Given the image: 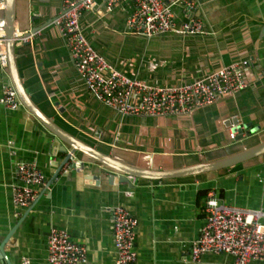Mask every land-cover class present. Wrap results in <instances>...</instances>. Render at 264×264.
Instances as JSON below:
<instances>
[{"label":"crops","instance_id":"0c3cea01","mask_svg":"<svg viewBox=\"0 0 264 264\" xmlns=\"http://www.w3.org/2000/svg\"><path fill=\"white\" fill-rule=\"evenodd\" d=\"M167 1L178 24L188 20L187 4L196 5L194 17L210 34H136L128 28L135 9L129 0L112 11L101 4L85 12L80 23L95 50L130 78L178 86L248 61L247 89L186 114L122 116L89 94L52 25L63 0H17L16 27L22 32L41 29L16 49L19 74L37 107L65 132L102 152L170 175L163 181L129 177L130 183H122L118 174L80 155L70 163L75 168L69 164L59 171L68 147L24 106L12 110L0 104V243L16 228L5 247L9 264H22L25 258L49 264L48 237L54 229L86 247L85 264H116L112 210L117 207L139 221L134 264L235 262L233 256L208 253L193 263L189 248L205 226L212 192L226 205L264 212V156L219 171L179 172L264 141V0ZM8 77L0 68V98ZM232 121L253 124L259 131L236 142L230 138ZM18 160L36 163L46 177L35 203L20 215L12 190ZM0 264L8 263L0 256Z\"/></svg>","mask_w":264,"mask_h":264},{"label":"built area","instance_id":"2783aa9c","mask_svg":"<svg viewBox=\"0 0 264 264\" xmlns=\"http://www.w3.org/2000/svg\"><path fill=\"white\" fill-rule=\"evenodd\" d=\"M134 12L128 28L136 34L151 38L166 33L179 35H204L210 33L204 23L194 17L196 5L187 4L188 20L178 24L172 5L167 0H129ZM122 0H63L60 14L52 25L60 32L70 52L71 59L91 96L122 116H171L194 112L212 105L224 96L235 95L249 87L244 61L215 71L190 84L160 87L146 81L130 78L116 70L100 55L86 38L81 18L96 5L112 11ZM0 9L4 6L0 4ZM5 22L0 20V68L9 76L8 50ZM156 68V65L152 66ZM0 104L8 109L22 107L18 92L8 77ZM258 126L242 128L243 137H253ZM237 132H231L235 140ZM13 203L20 215L36 201L39 189L46 185V177L36 163L18 160L14 166ZM129 196L132 193H128ZM206 223L200 236L189 248L188 260L200 263L213 253L233 256V264H264V212L224 204L212 192L206 202ZM116 264H134L138 260L136 239L139 221L124 207L112 210ZM49 264H85L87 249L74 241L64 230L54 229L48 237ZM22 264H31L24 259Z\"/></svg>","mask_w":264,"mask_h":264},{"label":"water","instance_id":"95a60500","mask_svg":"<svg viewBox=\"0 0 264 264\" xmlns=\"http://www.w3.org/2000/svg\"><path fill=\"white\" fill-rule=\"evenodd\" d=\"M16 5L17 0H4V17L2 20L5 22L6 28V38H7V50H8V64L9 73L11 80L18 92L19 98L22 105L32 113L51 133L56 135L69 149L67 157L64 159L60 165L59 171L65 166H69L74 156H84L87 157L92 162L103 166L109 172H114L118 174L119 181L122 183H130L129 177L136 179H147L152 181H163L169 178L170 173L164 170L156 169H145L137 166H132L125 161L118 160L113 155H108L98 149L96 146L87 143L81 139H78L63 129H61L51 118L47 117L41 109L37 107L34 101L31 99L30 94L27 92L22 78L19 74V69L17 65L16 49L18 43H24L37 34L41 29L33 28L22 32L16 27L17 17H16ZM99 5H96L98 7ZM229 125H234V132L238 133L236 137V142H243V130L242 128H248L252 124L240 125L237 121L229 122ZM259 131V127L254 131ZM251 138V137H250ZM64 152V151H63ZM66 152V151H65ZM264 156V141L255 146L244 149L243 151L234 154L229 157H224L217 159L215 161H208L203 163L198 167L197 170H182L179 174L186 173H206L210 171H219L222 169L233 168L235 166L241 165L245 162L251 161L253 159ZM72 168L76 167V164H70ZM178 174V173H176ZM174 175V174H173ZM16 228H14L6 239L0 243V256L8 264V257L6 255L5 247L12 238Z\"/></svg>","mask_w":264,"mask_h":264},{"label":"rangeland","instance_id":"374dc122","mask_svg":"<svg viewBox=\"0 0 264 264\" xmlns=\"http://www.w3.org/2000/svg\"><path fill=\"white\" fill-rule=\"evenodd\" d=\"M107 61V60H106ZM109 63V62H108Z\"/></svg>","mask_w":264,"mask_h":264}]
</instances>
